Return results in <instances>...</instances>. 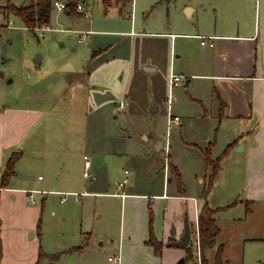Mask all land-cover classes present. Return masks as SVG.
I'll list each match as a JSON object with an SVG mask.
<instances>
[{
  "label": "crops",
  "instance_id": "1",
  "mask_svg": "<svg viewBox=\"0 0 264 264\" xmlns=\"http://www.w3.org/2000/svg\"><path fill=\"white\" fill-rule=\"evenodd\" d=\"M103 1L109 5L112 0ZM114 1L119 4L121 11L125 0ZM132 2L133 0L130 11L133 6L135 8ZM219 2L212 10L205 11L204 15H200L196 6L185 5L183 7L187 19H174L169 16V19L162 20L160 30H136L135 21L131 20L127 26H123L126 29L99 27L92 29L90 33L78 31V41H85L89 52L83 72L86 77L81 82L82 91L79 92L81 106L78 102L75 112L63 110L69 127L64 131L66 134L60 155L57 154L58 151H54L51 155L38 157L39 161H35V157L31 159L45 170L50 169L56 176L58 164L63 165L66 172L71 166L78 170L81 166L82 175L84 155L90 160V170L94 171L103 163L94 157H156L161 153L164 141L156 135L148 137L144 134L142 136L149 145L146 143L145 147L140 148L131 140L124 122L155 110L154 105L163 104L168 97L165 96L166 93L168 95L172 88L168 83L169 74L175 73L186 77L190 84L194 80L203 81L210 89L211 97L216 98L218 95L224 104L222 115L218 116L217 98L209 113L222 123H232V126L234 124L237 141L233 146L241 144L242 150L253 156L247 157L246 161L251 188L245 197V211H249L252 204L264 205V0ZM83 33L87 35L81 39ZM201 36H206L211 45L200 44ZM177 38L180 41L176 47ZM194 39L198 40L197 48L189 45L194 43ZM118 106L120 109H117ZM44 115L45 111L41 108L0 106V177L8 158L12 153H18L14 165L15 174L7 186L0 187L2 222L3 209L6 207H23L33 217L39 216L40 206L26 205V199L33 193L46 194L47 187L43 185L49 184H42L44 178H38L39 175L30 185L23 181L16 183V179L25 157L23 149L27 148L28 138L31 135L35 137L29 140L31 146H39L41 141L37 138L41 136L46 141L50 139L48 131L51 128ZM118 115L122 121L119 128L114 125ZM42 122L46 123L45 127H42ZM38 124H41L39 137L34 135V132H38L34 130ZM46 141L44 140L45 144ZM52 157L61 159L55 158L54 161ZM156 162L155 159L153 163L145 161L142 171L141 166L136 167V171L123 168L122 173L113 163L111 167L104 163L108 192L93 193L118 199L124 214L126 207L128 209L127 224L124 225L123 220L113 251L119 252L120 264H177L180 258L186 264L184 248H181L184 252L176 251L172 248L176 246H170L168 242L179 239L183 233L185 216L188 218L190 230L193 223L195 226L199 208L193 197L187 193L181 195L176 185L170 191L167 190L169 183L173 182L169 169H163L162 174H158L157 170L154 172V166H158ZM169 163L172 164L170 161ZM124 178L126 182L118 187V182ZM85 180L82 175L76 190L65 191H82L86 186ZM111 186L114 190L109 192ZM190 198L192 202L185 201ZM30 202L34 204L35 201L32 199ZM148 205L151 206L153 214V234L162 242L158 252L146 243L149 232ZM35 223L26 227L25 222V229L34 227ZM216 226L218 230L213 245L202 250V259L206 264H215L217 249L221 248V264H244L243 249L242 252L234 253L227 250V240L220 237L222 228L217 222ZM25 229L16 230L11 241L22 243ZM0 232L4 243L3 230ZM249 237L264 241V236ZM241 239H246L244 234ZM12 248H15L14 254H18L19 246L12 245ZM256 248L258 253L260 248ZM249 250L254 251L253 243L249 245ZM29 257L30 262H33L37 254L34 255L33 252ZM254 257L255 264H258L264 256ZM3 258L4 255L0 264H3Z\"/></svg>",
  "mask_w": 264,
  "mask_h": 264
},
{
  "label": "rangeland",
  "instance_id": "2",
  "mask_svg": "<svg viewBox=\"0 0 264 264\" xmlns=\"http://www.w3.org/2000/svg\"><path fill=\"white\" fill-rule=\"evenodd\" d=\"M31 1L36 0H0V106L35 107L45 111L44 119L51 128L48 131L50 139L46 141L43 136L39 137L41 124H38L34 129L38 132H34V135L39 137L37 140L41 144L31 146L29 140L35 137L31 135L28 138L16 183L23 181L30 185L40 175L44 178L42 184L48 183L49 186L43 185L47 187L46 194L33 193L26 199V205L40 206L39 222L36 215L33 217L23 207L3 209V264H30L32 261L29 256L33 252L34 255L38 254V250L42 255L37 264H113L107 261V256L115 249L123 220L124 225L127 224V207L124 214L118 199L86 192L90 178L84 181L86 186L82 191H65L78 188L82 180L81 166L80 170L71 166L66 172L63 165L58 164L54 176L50 169L45 170L35 162L40 160L38 157L51 155L54 151L60 155L66 134L64 131L69 127L63 110L75 112L78 102L79 106L82 103L79 92L82 91L81 82L86 77L83 72L89 52L86 42L78 41L77 32L90 33L99 27L126 29L123 26H127L131 20L135 21L136 30H160L162 20L169 19V16L187 19L185 5L196 6L200 15H204L205 11L212 10L221 0H133L135 8L133 6L132 11L131 0H125L121 11L114 0L109 5L103 0H77L84 7L78 14L57 10L51 0L49 21L27 28L19 16L7 11V6L11 3L25 5ZM179 41L177 38L176 47ZM189 45L197 48L198 40L194 39V43ZM36 57L40 58L39 62L35 61ZM165 96L168 97L163 104L154 105L155 110L124 123L131 140L140 148L145 147L146 143L149 145L142 136L144 134L148 137L156 135L164 142L167 140L170 145L168 156L161 151L156 157H94L103 162L97 168L104 166L106 170L104 163L109 167L113 163L121 173L123 168L136 171L138 166H141L142 171L145 161L153 163L155 159L158 166H154V172L157 170L158 174H162L163 169L168 168L169 161L172 162L179 168L185 193L193 197L196 206L200 209L206 203L215 209L213 217L222 228L220 237L227 240V250L234 253L242 252L243 249L244 264H255L254 256H264V241L250 239L249 236H264V205L252 204L250 210L245 211V197L251 188L246 161L247 157L253 156L239 148L241 144L227 148L229 142L237 138L236 129L234 124L222 123L209 113L216 98L211 97L210 89L203 81L194 80L190 84L186 77L181 76V80ZM169 107H172L170 111L179 117V121L167 127L165 112ZM114 125L117 128L122 125L120 115L114 120ZM45 126L46 123L42 122V127ZM209 143L210 158H219L218 169L212 177L211 166L203 154V149ZM31 157H35V161ZM55 158L61 159L52 157L54 161ZM90 172L93 175L94 169ZM171 180L173 182L169 183L168 191L176 185L174 179ZM113 190L111 186L109 192ZM31 198L34 204H31ZM25 222L26 227L36 223L34 227L31 225L25 229ZM193 224L189 241L191 250L194 248ZM24 229L23 242H12L13 233ZM242 234L246 239H241ZM252 243L254 251L249 250ZM12 245L19 246L18 254H14ZM256 246L260 248L258 253ZM172 248L183 251L181 248ZM186 264L192 263L187 260Z\"/></svg>",
  "mask_w": 264,
  "mask_h": 264
},
{
  "label": "trees",
  "instance_id": "3",
  "mask_svg": "<svg viewBox=\"0 0 264 264\" xmlns=\"http://www.w3.org/2000/svg\"><path fill=\"white\" fill-rule=\"evenodd\" d=\"M66 4V12L68 14H78V11L76 10V4L77 0H63ZM7 11L9 13H12L14 15H17L21 18L22 22L24 23L25 27L27 28H33L35 26H40L43 23H46L49 21L50 17V10H51V0H36L35 2H29L25 5H15L13 3L8 4ZM216 98L219 103V113L218 116L221 117L222 115V109H223V103L216 95ZM237 141L236 139H233L228 145L227 148H230L233 146ZM210 146L211 143H209L204 149L203 154L205 157V160L208 165L211 166V172L210 176L212 177L215 172L218 169V160L210 158ZM18 159V153H12L11 156L8 158L6 167L4 171L1 174L0 177V187H5L8 185L10 178L15 174L14 165ZM168 169L170 172V176L172 179H174L176 188L178 192H180L181 195H185V190L183 187V182L181 178V174L177 170V168L172 165L168 164ZM215 209H212L207 206V204H203L201 208L198 211L197 216V225H198V232H199V240L202 250L205 248H208L213 245L214 236L217 233V226L215 219L213 217ZM148 238L146 240V243L151 245L154 249V251L158 252L162 246V242L158 240L152 230V209L151 206L148 205ZM39 222V218H38ZM38 222L36 224V227L38 226ZM0 231H1V219H0ZM190 241V239H189ZM185 251V260L190 261L192 264H194V250H191L190 248V242H188L187 246L184 248ZM220 253L221 248L217 249L216 257H215V264H221L220 260ZM42 253L40 250H38L37 259L32 264H37L39 258L41 257ZM2 256V244H1V237H0V259ZM202 264H206V261L202 259ZM258 264H264V259L259 261Z\"/></svg>",
  "mask_w": 264,
  "mask_h": 264
},
{
  "label": "built area",
  "instance_id": "4",
  "mask_svg": "<svg viewBox=\"0 0 264 264\" xmlns=\"http://www.w3.org/2000/svg\"><path fill=\"white\" fill-rule=\"evenodd\" d=\"M52 5L59 11L66 9V4L63 0H52ZM83 9H84L83 5L77 2L76 10L77 11H83ZM86 35H87V33H83L80 38L83 39L86 37ZM205 43H208L211 45V42H209L207 40L206 36H201L200 44H205ZM180 80H181V75L175 74V73L169 74L168 83H169L170 87L177 84L178 81H180ZM168 102H170V101L168 100ZM117 109H120V107L118 106ZM178 121H179V117L175 114H172L170 111V108H168L167 119H166L167 127H170V125H172V124H177ZM162 152L165 156H168V154H169V144L167 143V140L164 142ZM83 158H84V163H83L84 169H83L82 175H83L84 179H89L92 175L90 172L91 163H90V160L87 157V155H84ZM124 172L127 173V171H124ZM38 178H41V176L39 175ZM125 182H126V178H124L122 181L118 182L117 186L120 187ZM191 235H192V231H191ZM193 238H194V246H193L194 247L193 248V250H194V264H202V248H201L200 240H199L197 220H196V224H195V230L193 231ZM107 260L113 264H120L119 252L109 254L107 256Z\"/></svg>",
  "mask_w": 264,
  "mask_h": 264
},
{
  "label": "water",
  "instance_id": "5",
  "mask_svg": "<svg viewBox=\"0 0 264 264\" xmlns=\"http://www.w3.org/2000/svg\"><path fill=\"white\" fill-rule=\"evenodd\" d=\"M40 58L36 57L35 61L39 62ZM239 148L241 146L239 145ZM170 180V179H169ZM108 181L106 176V170L104 166L97 168L93 175L90 177L88 184L86 186V192L90 193H104L107 191ZM183 233L177 240H172L168 242L170 246H176L178 248H185L190 239V226L188 223V218L185 216L183 221ZM177 264H184L183 258H180Z\"/></svg>",
  "mask_w": 264,
  "mask_h": 264
}]
</instances>
